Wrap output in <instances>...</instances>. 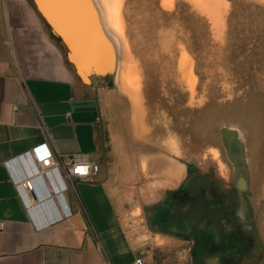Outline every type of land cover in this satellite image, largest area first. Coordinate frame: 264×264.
Returning <instances> with one entry per match:
<instances>
[{
  "label": "crops",
  "instance_id": "crops-1",
  "mask_svg": "<svg viewBox=\"0 0 264 264\" xmlns=\"http://www.w3.org/2000/svg\"><path fill=\"white\" fill-rule=\"evenodd\" d=\"M67 53L32 0H0V264H223L207 250L210 229L187 222L200 192L187 168L175 160L168 171L163 151L123 139L98 76L84 81ZM44 142L63 162L100 165L60 189L68 217L31 209L17 185L25 164L13 159Z\"/></svg>",
  "mask_w": 264,
  "mask_h": 264
},
{
  "label": "rangeland",
  "instance_id": "rangeland-1",
  "mask_svg": "<svg viewBox=\"0 0 264 264\" xmlns=\"http://www.w3.org/2000/svg\"><path fill=\"white\" fill-rule=\"evenodd\" d=\"M252 1L218 0L215 8L192 0H118L125 43L116 45L119 71L138 83L139 103L117 79L114 86L98 80L111 94L107 112L123 139L163 151L168 171L175 160L182 163L186 180L192 176L188 185L223 194L264 245V0ZM166 33L169 48L161 46ZM225 127L238 129L232 141H240L247 189L236 183Z\"/></svg>",
  "mask_w": 264,
  "mask_h": 264
},
{
  "label": "water",
  "instance_id": "water-1",
  "mask_svg": "<svg viewBox=\"0 0 264 264\" xmlns=\"http://www.w3.org/2000/svg\"><path fill=\"white\" fill-rule=\"evenodd\" d=\"M38 11L40 12L41 16L47 21L49 24L52 33L58 37H60L61 42L68 50L67 56L69 61L75 66L77 73L80 75V77L84 81H90V77L92 75H96L98 77H102L107 79L108 83L110 85L116 84V79L120 83L121 79V73L119 71V68L121 66V59L119 56V52L117 50L116 45L118 44L114 36L110 34L108 31L106 25L101 24L100 20V14L98 13V8L95 0H85L84 4L82 3V0H76L78 6L80 9L84 10V28L94 37H98V45L102 48V52L104 55V63L101 65H93L89 67L88 69H84L74 52V44L70 41V37L68 33H66V30L62 27L61 24L56 23L54 19L52 18L51 10L48 8V2L46 0H32ZM87 1V2H86ZM225 2V1H224ZM82 3V4H81ZM228 3H225L227 5ZM163 29L158 28V32L160 35V32L165 31ZM103 40V41H102ZM124 64V61L122 62ZM121 84V83H120ZM108 95H111L107 89H104ZM234 128V127H232ZM225 129V128H224ZM243 137V136H242ZM223 139H224V130H223ZM245 140V139H244ZM225 142V139H224ZM227 151L228 146L225 142ZM246 145V143H245ZM229 154V152H228ZM230 156V155H229ZM232 160V159H231ZM235 164V163H234ZM236 166V165H235ZM237 170V167H236ZM237 176V172H236ZM212 194H216L215 192H209ZM247 228L248 230L252 231L251 238L254 239V243L257 238V228L255 225L247 219ZM249 234L244 232L243 234L235 233L228 238V240L224 243V245L221 247L220 251H215L213 253L212 251L209 252L210 257H217L218 252H220V256L223 259V264H246L249 258L256 259V253L253 250H250L249 244H248V238ZM217 252V253H216Z\"/></svg>",
  "mask_w": 264,
  "mask_h": 264
},
{
  "label": "bare ground",
  "instance_id": "bare-ground-1",
  "mask_svg": "<svg viewBox=\"0 0 264 264\" xmlns=\"http://www.w3.org/2000/svg\"><path fill=\"white\" fill-rule=\"evenodd\" d=\"M82 1H83L82 3L84 4L85 0ZM192 1L201 4V6H204L206 4H209V6H213V7H215L214 5H220L219 3L220 1L218 2V0H192ZM46 2H48V8L49 10H51V13L53 12L52 18L54 19V21L62 25V27L66 30V33H68L71 39L70 41L72 42V44H74V52L80 65L84 69H88L93 65L103 64L104 59H108V58H104L102 52L103 47H100L98 45V37L94 38L84 28V10L80 9L76 0H46ZM95 2L97 4L98 13L100 14V20L102 26L103 24L106 25L110 34L112 36L113 35L115 36L114 38L116 39L118 44H122V43L125 44L123 34L122 32H120L122 28H121V20H120L121 16L119 13L120 4L118 0H95ZM163 2L164 5L166 6L172 4L171 0H163ZM171 35L172 34H164V37H162L161 40L162 47L169 48L172 39ZM133 79L134 78L130 79L128 78L127 75L123 74L120 79V83L122 85V88L126 92L127 91L130 92L131 95L134 97L135 101L138 102L139 100L137 99V95L135 96L134 94L137 93V91H139L136 90V86L139 87V85L138 83L133 82ZM232 129H237V128L225 127L224 132H226V139L228 142V146L231 149L230 152V149L228 148L229 155L237 163V166L240 171V169L243 168V162L241 158L243 151L238 152L237 147H239L240 141L239 140L236 141L235 139L236 137L234 138V141H232L234 134H236L232 132ZM232 147L234 151L232 150Z\"/></svg>",
  "mask_w": 264,
  "mask_h": 264
},
{
  "label": "built area",
  "instance_id": "built-area-1",
  "mask_svg": "<svg viewBox=\"0 0 264 264\" xmlns=\"http://www.w3.org/2000/svg\"><path fill=\"white\" fill-rule=\"evenodd\" d=\"M13 160L25 164L23 173L17 179V185L29 207L41 210L44 217L49 219L68 217L71 214L66 203L61 204V212L55 201L60 189L69 187L65 181L72 182L74 177L91 180L100 170V165L85 155L73 154L68 162H63L61 155L53 151L47 142ZM134 264H144V261L138 258Z\"/></svg>",
  "mask_w": 264,
  "mask_h": 264
},
{
  "label": "flooded vegetation",
  "instance_id": "flooded-vegetation-1",
  "mask_svg": "<svg viewBox=\"0 0 264 264\" xmlns=\"http://www.w3.org/2000/svg\"><path fill=\"white\" fill-rule=\"evenodd\" d=\"M236 167V183L240 187L247 189L249 181L248 172L247 174L241 173L237 163ZM191 207L192 212L187 217V222L192 221L194 225L200 222L203 227L210 229V239L207 247L209 252L212 251L215 253V251H220L228 238L230 239L235 233L243 234L247 232L250 236L248 238V248L250 250L254 249L256 253L255 264H264V245L259 238V233L257 232V238L255 240L257 242L254 243V239L251 238L252 231L248 230L245 218L237 214L236 207L227 206L226 198L223 194L199 193V195L193 199L187 211L191 210ZM202 234L207 235L208 233L201 231L198 227V239L196 238L195 245L197 254H201L202 250H206V246L204 247L202 245ZM219 254L220 252H218L217 255Z\"/></svg>",
  "mask_w": 264,
  "mask_h": 264
},
{
  "label": "snow or ice",
  "instance_id": "snow-or-ice-1",
  "mask_svg": "<svg viewBox=\"0 0 264 264\" xmlns=\"http://www.w3.org/2000/svg\"><path fill=\"white\" fill-rule=\"evenodd\" d=\"M77 171H84L83 169H77Z\"/></svg>",
  "mask_w": 264,
  "mask_h": 264
}]
</instances>
